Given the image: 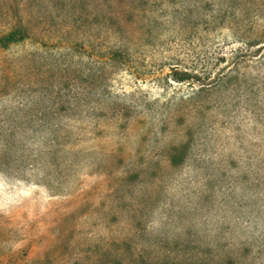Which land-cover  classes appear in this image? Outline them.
<instances>
[{"label": "rangeland", "instance_id": "obj_1", "mask_svg": "<svg viewBox=\"0 0 264 264\" xmlns=\"http://www.w3.org/2000/svg\"><path fill=\"white\" fill-rule=\"evenodd\" d=\"M0 264H264V0H0Z\"/></svg>", "mask_w": 264, "mask_h": 264}, {"label": "trees", "instance_id": "obj_2", "mask_svg": "<svg viewBox=\"0 0 264 264\" xmlns=\"http://www.w3.org/2000/svg\"><path fill=\"white\" fill-rule=\"evenodd\" d=\"M13 38H14V36H13V34H11V35H8V36L4 37V40H5V41H12ZM170 162H171V165H172V166H176V165H178V161L175 160L174 158L170 159Z\"/></svg>", "mask_w": 264, "mask_h": 264}]
</instances>
